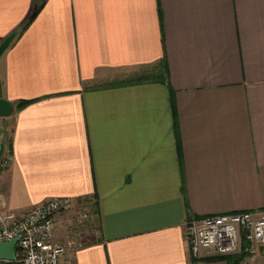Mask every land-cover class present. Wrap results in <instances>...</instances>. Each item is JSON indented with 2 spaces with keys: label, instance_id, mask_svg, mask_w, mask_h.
<instances>
[{
  "label": "crops",
  "instance_id": "crops-1",
  "mask_svg": "<svg viewBox=\"0 0 264 264\" xmlns=\"http://www.w3.org/2000/svg\"><path fill=\"white\" fill-rule=\"evenodd\" d=\"M12 32L0 198H74L60 264H264V246L186 241L192 217L264 208V0H0V43ZM140 66L155 77L114 81Z\"/></svg>",
  "mask_w": 264,
  "mask_h": 264
},
{
  "label": "built area",
  "instance_id": "built-area-1",
  "mask_svg": "<svg viewBox=\"0 0 264 264\" xmlns=\"http://www.w3.org/2000/svg\"><path fill=\"white\" fill-rule=\"evenodd\" d=\"M4 157L0 169L9 166ZM71 196L49 197L26 211L6 208L0 198V241L17 240L16 264H60L67 247L54 242L56 215L71 210ZM89 217L86 209L76 215L81 226ZM186 241L194 256H253L264 246V208L192 217L186 224ZM0 264H9L0 259Z\"/></svg>",
  "mask_w": 264,
  "mask_h": 264
},
{
  "label": "water",
  "instance_id": "water-1",
  "mask_svg": "<svg viewBox=\"0 0 264 264\" xmlns=\"http://www.w3.org/2000/svg\"><path fill=\"white\" fill-rule=\"evenodd\" d=\"M15 36L16 32H12L0 43V58L9 47ZM11 111V103L3 98H0V113L9 114ZM3 151L4 144H2L0 148V159ZM17 240L18 237H15L9 241H0V259L8 260L9 264H16L14 261L17 258Z\"/></svg>",
  "mask_w": 264,
  "mask_h": 264
},
{
  "label": "rangeland",
  "instance_id": "rangeland-1",
  "mask_svg": "<svg viewBox=\"0 0 264 264\" xmlns=\"http://www.w3.org/2000/svg\"><path fill=\"white\" fill-rule=\"evenodd\" d=\"M149 70H151V69H148V67L140 66L134 72H132V75H133L132 77L131 76H128V77L126 76V77H122V78L118 77L114 81L123 80V79H126V80L141 79V78L145 77L146 74L149 73ZM11 128H12L11 119H9V118L0 119V131L5 134L4 141L6 143L10 142ZM10 153H11V149H10V151H8L6 153L5 156L1 157V159H3L4 157H8L9 160H11L12 157H11ZM1 159H0V162H1Z\"/></svg>",
  "mask_w": 264,
  "mask_h": 264
},
{
  "label": "trees",
  "instance_id": "trees-1",
  "mask_svg": "<svg viewBox=\"0 0 264 264\" xmlns=\"http://www.w3.org/2000/svg\"><path fill=\"white\" fill-rule=\"evenodd\" d=\"M39 9H40V8H37L36 10H34V11L32 12L31 16L28 18V20H26V21L24 22V24L22 25V27L20 28V30H24V29H26V28L29 26V24H30L31 21L34 19V17H35L36 14H37V11H38ZM154 77H155V76H153V74L148 73V74L145 75V77H143V78H141V79H136V80L152 79V78H154ZM130 81H134V80H130ZM29 101H30V100L22 101V102L19 104V106H22L23 104H25V103H27V102H29Z\"/></svg>",
  "mask_w": 264,
  "mask_h": 264
}]
</instances>
